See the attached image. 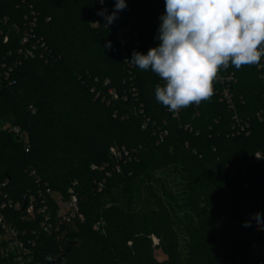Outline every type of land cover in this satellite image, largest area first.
<instances>
[{"label":"trees","instance_id":"obj_1","mask_svg":"<svg viewBox=\"0 0 264 264\" xmlns=\"http://www.w3.org/2000/svg\"><path fill=\"white\" fill-rule=\"evenodd\" d=\"M126 4L106 28L97 13L110 15L115 0H0V76L3 64L12 66L11 83L0 82V203L20 202L6 213L37 231L42 264L46 256H61L62 264H264V252L253 248L264 241L253 219L259 212L264 220V120L257 116L264 67L218 73L237 78L235 109L221 99L218 79L207 102L175 118L155 99L160 78L124 62L134 50L158 46L165 2ZM124 24L136 27L138 44L123 55L114 35ZM25 31L34 35L31 56L20 52ZM111 87L120 99L96 96ZM235 114L250 121L249 134L236 131ZM12 125L27 132L28 152ZM159 125L168 129L162 140L154 134ZM113 144L133 149L135 158L122 171L91 168L109 160ZM159 171L176 174L180 190L171 191ZM46 185L78 197L84 219L71 231L38 232V220L26 216L29 195ZM157 248L167 258L159 260Z\"/></svg>","mask_w":264,"mask_h":264},{"label":"clouds","instance_id":"obj_2","mask_svg":"<svg viewBox=\"0 0 264 264\" xmlns=\"http://www.w3.org/2000/svg\"><path fill=\"white\" fill-rule=\"evenodd\" d=\"M164 2L158 46L146 54L134 50L131 60L124 62L141 71L151 70L160 78L163 83L156 85L155 99L170 112L207 102L215 94L213 81L219 79V72L230 67H264V0ZM126 7V0H115L110 15L107 9L97 14L105 19L107 28ZM111 46V42L106 45ZM253 219L264 230L259 212ZM244 227H251V221H245Z\"/></svg>","mask_w":264,"mask_h":264},{"label":"built area","instance_id":"obj_3","mask_svg":"<svg viewBox=\"0 0 264 264\" xmlns=\"http://www.w3.org/2000/svg\"><path fill=\"white\" fill-rule=\"evenodd\" d=\"M98 21H95L96 23ZM96 25V24H93ZM35 22L30 27H34ZM138 30L136 27L128 24H124L116 29L115 39L119 42V50L124 54H127V48L138 44L137 38ZM32 36L30 31H25L21 42L23 46L20 48V52H24V55L31 56L34 54L35 44L32 42ZM7 40V37L4 38ZM39 39L37 40V42ZM12 66L8 67L6 64L2 65L0 82H10ZM219 80L223 85L221 88V99L226 102L230 109H235L234 96L231 91V84L237 80V78L231 74H218ZM162 82V81H161ZM107 83V82H106ZM163 83V82H162ZM101 96L104 100L111 101L113 99H120V95L115 88H108L106 93L102 90L97 91L96 96ZM125 98H127L125 96ZM169 111V110H168ZM170 112V111H169ZM182 110L178 113L170 112L173 117L179 118ZM257 116L264 120V108L258 110ZM236 120L235 128L237 132L245 131L249 134L250 121L243 120L234 115ZM146 126V125H145ZM15 134L20 136L25 142H27V132L17 125L11 127ZM157 133V137L162 140L168 134V129L161 125L155 127L154 134ZM30 149L29 142H27L26 151ZM110 158L103 164L104 169L107 167H113L117 171H122L121 163L126 162L131 158H135V152L133 149L126 147L125 145L113 144L109 149ZM261 152H257L255 157L259 158ZM35 173V171H33ZM101 182V181H100ZM4 184V183H2ZM101 184H103L101 182ZM54 193H59V198H56ZM41 198V203H37L36 198ZM29 202L26 208V216L32 217L38 220L39 230L52 233L53 231H59L62 226L65 227V231H71L72 225L75 219L83 220L84 216L79 210V200L76 194L72 193L70 198H65L59 191L55 192L51 187L47 186L42 188L38 186L36 193L29 195ZM50 199L53 201H50ZM37 208H36V205ZM64 204V207L61 205ZM51 205V207H50ZM20 206L19 201L6 200L0 203V258L5 259L9 264H42L40 257L37 255L36 250V235L35 229L31 230V233L26 228H20L17 223L11 219V214H7V208H18ZM52 206H55L53 210ZM31 218V219H32ZM37 237V236H36Z\"/></svg>","mask_w":264,"mask_h":264},{"label":"rangeland","instance_id":"obj_4","mask_svg":"<svg viewBox=\"0 0 264 264\" xmlns=\"http://www.w3.org/2000/svg\"><path fill=\"white\" fill-rule=\"evenodd\" d=\"M6 125L5 124H2L1 122H0V132H1V130H2V128L3 127H5ZM91 168H94V169H101V170H104V167H103V164L102 163H99V164H97V163H92L91 164ZM159 175H164L165 174V172H164V174H161V172L159 171ZM163 177V176H162ZM164 179H165V181H166V184H167V187L172 191H174V192H177V191H179L180 190V184L179 183H177V181L179 180L178 179V176L176 175V174H174V173H171V175H164ZM54 195L56 196V198H59V196H60V194L59 193H54ZM63 207H64V204H61ZM103 222V221H102ZM101 223V222H100ZM96 227V226H95ZM97 228V227H96ZM73 229V228H72ZM218 232H219V234H221V235H223L224 233H225V229H224V227H223V225H222V223H220L219 224V226H218ZM154 237V239H155V244H159V240H158V238L157 237H155V236H153ZM253 248H254V250H255V252L257 253V254H260V253H263L264 252V241H262V242H260L259 244H254L253 245ZM155 251H156V256H157V258L160 260V259H165V258H167V254L164 252V251H162V249L161 248H157V249H155Z\"/></svg>","mask_w":264,"mask_h":264},{"label":"water","instance_id":"obj_5","mask_svg":"<svg viewBox=\"0 0 264 264\" xmlns=\"http://www.w3.org/2000/svg\"><path fill=\"white\" fill-rule=\"evenodd\" d=\"M45 264H62V257L60 256L58 259H55L52 256H46Z\"/></svg>","mask_w":264,"mask_h":264}]
</instances>
